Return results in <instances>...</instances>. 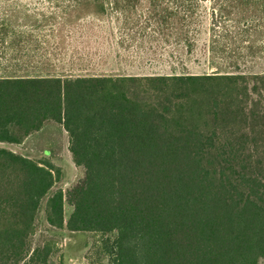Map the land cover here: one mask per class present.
<instances>
[{
	"label": "trees",
	"instance_id": "obj_1",
	"mask_svg": "<svg viewBox=\"0 0 264 264\" xmlns=\"http://www.w3.org/2000/svg\"><path fill=\"white\" fill-rule=\"evenodd\" d=\"M207 1L214 71L86 68L96 55L109 58L99 53L108 22L116 57L148 41L152 52L172 46L169 56L182 61L197 45ZM57 7L0 0V142L36 137L47 157L0 147V264H64V229L95 235L108 264H258L264 71L243 68L264 60V0ZM62 132L84 169L65 192L52 191L59 168L50 160Z\"/></svg>",
	"mask_w": 264,
	"mask_h": 264
},
{
	"label": "rangeland",
	"instance_id": "obj_2",
	"mask_svg": "<svg viewBox=\"0 0 264 264\" xmlns=\"http://www.w3.org/2000/svg\"><path fill=\"white\" fill-rule=\"evenodd\" d=\"M32 8L38 10L50 11L58 9L59 6H64L70 0H24ZM62 4V5H60ZM144 1L141 6L145 7ZM210 3L207 1L204 4L203 26L201 33L197 40V45L193 52L188 56H181L182 61L175 60L169 56L168 51L172 46H167V51L158 49L152 52V43L144 41L143 44H133L129 49L120 51L119 57H116L113 51L114 39L112 41L110 23L104 24V33L108 41L105 45H100L99 53H108L109 58L101 55H96L93 61L86 68L95 72H116L124 74H147V73H169L172 67L180 69L184 66L187 71L191 73H209L215 70V67L210 64L208 43H209V12ZM140 8V7H138ZM105 46V48H104ZM150 46V47H149ZM150 48V49H149ZM103 56V55H102ZM252 66V67H251ZM251 67V68H250ZM67 68V64L65 65ZM253 70L255 72L264 71V60L261 59L257 63H249L243 70ZM61 147L56 156L50 160L59 168V177L55 183L52 191L61 188L64 192L81 180L84 176V169L82 166L74 164L71 153L68 150V137L65 132L61 134ZM0 147H5L16 153L27 156L32 159L41 160L47 158L40 150L36 137L30 138L22 144L1 143ZM44 202V200H43ZM72 207L65 201L63 205L64 218L67 219ZM43 217V213L41 214ZM61 252L63 255L64 264H108L107 258L100 259L97 252L98 243L96 236L90 232L68 231L61 230ZM37 237V236H36ZM258 264H264V259L260 260Z\"/></svg>",
	"mask_w": 264,
	"mask_h": 264
}]
</instances>
